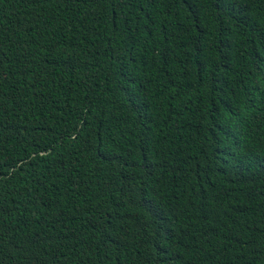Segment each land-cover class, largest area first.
Instances as JSON below:
<instances>
[{
	"label": "trees",
	"instance_id": "16d2710c",
	"mask_svg": "<svg viewBox=\"0 0 264 264\" xmlns=\"http://www.w3.org/2000/svg\"><path fill=\"white\" fill-rule=\"evenodd\" d=\"M0 264H264V0H0Z\"/></svg>",
	"mask_w": 264,
	"mask_h": 264
}]
</instances>
